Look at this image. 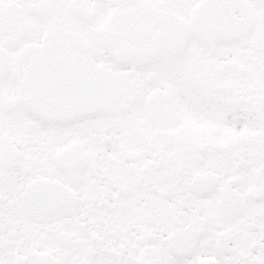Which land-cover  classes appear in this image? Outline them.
<instances>
[{"label": "snow or ice", "instance_id": "6c2138e0", "mask_svg": "<svg viewBox=\"0 0 264 264\" xmlns=\"http://www.w3.org/2000/svg\"><path fill=\"white\" fill-rule=\"evenodd\" d=\"M0 264H264V0H0Z\"/></svg>", "mask_w": 264, "mask_h": 264}]
</instances>
